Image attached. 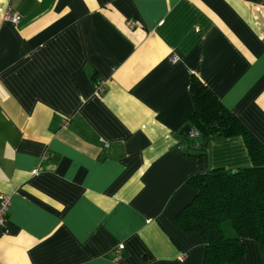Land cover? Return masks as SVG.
<instances>
[{"label":"crops","instance_id":"0c3cea01","mask_svg":"<svg viewBox=\"0 0 264 264\" xmlns=\"http://www.w3.org/2000/svg\"><path fill=\"white\" fill-rule=\"evenodd\" d=\"M194 78L264 146V0H0V264H204L186 181L252 163L179 136Z\"/></svg>","mask_w":264,"mask_h":264},{"label":"trees","instance_id":"16d2710c","mask_svg":"<svg viewBox=\"0 0 264 264\" xmlns=\"http://www.w3.org/2000/svg\"><path fill=\"white\" fill-rule=\"evenodd\" d=\"M193 113L187 121L197 135L195 155L202 160L213 140L241 136L252 166L235 170L208 169L188 178L192 200L175 217L185 233H196L205 244L204 264H232L255 241L264 258V146L194 78ZM264 264V263H262Z\"/></svg>","mask_w":264,"mask_h":264},{"label":"built area","instance_id":"2783aa9c","mask_svg":"<svg viewBox=\"0 0 264 264\" xmlns=\"http://www.w3.org/2000/svg\"><path fill=\"white\" fill-rule=\"evenodd\" d=\"M4 18L13 23V24H16L19 20V16L16 15V14H10L8 11H6L5 15H4ZM126 26L127 28H129V30H133L135 28V23L132 22V21H127L126 22ZM171 61L173 63L177 62L178 61V58L176 55H173L171 57ZM103 86L104 84L102 82H98L97 84L94 85L93 89H94V92L96 94H99L100 92L103 91ZM197 134L194 132V131H190L189 133V136L190 137H195ZM106 146H108L106 144ZM10 204H11V199H10V196L9 195H4V194H0V231H3L5 232V223H6V219H7V214H8V210H9V207H10ZM122 247L119 246L117 248V253L120 251Z\"/></svg>","mask_w":264,"mask_h":264},{"label":"rangeland","instance_id":"374dc122","mask_svg":"<svg viewBox=\"0 0 264 264\" xmlns=\"http://www.w3.org/2000/svg\"><path fill=\"white\" fill-rule=\"evenodd\" d=\"M248 241H253V240H248ZM253 242H255V241H253ZM249 254L251 255L252 258H255L254 261H258V264H262V252H261L258 244H257L256 248H254L252 250H250L249 248L247 249V255H249Z\"/></svg>","mask_w":264,"mask_h":264},{"label":"water","instance_id":"95a60500","mask_svg":"<svg viewBox=\"0 0 264 264\" xmlns=\"http://www.w3.org/2000/svg\"><path fill=\"white\" fill-rule=\"evenodd\" d=\"M190 133V126L185 125L180 131H179V136L181 137H187Z\"/></svg>","mask_w":264,"mask_h":264}]
</instances>
